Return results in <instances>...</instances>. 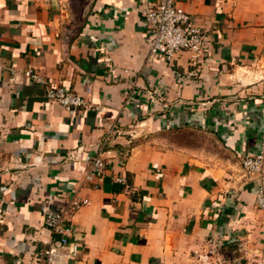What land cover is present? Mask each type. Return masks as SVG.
Returning a JSON list of instances; mask_svg holds the SVG:
<instances>
[{
    "label": "crops",
    "instance_id": "crops-1",
    "mask_svg": "<svg viewBox=\"0 0 264 264\" xmlns=\"http://www.w3.org/2000/svg\"><path fill=\"white\" fill-rule=\"evenodd\" d=\"M177 4L206 36L195 64L146 61L142 0H0V264L34 261L56 238L43 207L75 194L78 252L56 264L264 263V163L240 167L264 141V0ZM111 131L94 189L83 176Z\"/></svg>",
    "mask_w": 264,
    "mask_h": 264
},
{
    "label": "built area",
    "instance_id": "built-area-1",
    "mask_svg": "<svg viewBox=\"0 0 264 264\" xmlns=\"http://www.w3.org/2000/svg\"><path fill=\"white\" fill-rule=\"evenodd\" d=\"M178 0H142L143 21L145 25L144 41L148 47L146 61L151 62L161 57L171 61L177 54L186 52L190 56L192 64L200 60L206 45L204 31L196 25L190 15L178 4ZM35 83L43 84L44 80L30 71L25 73ZM125 104L134 100L132 90L125 93ZM46 98L67 110H76L87 105L86 100L63 87H49ZM111 133H108L100 144L98 151L91 157L88 168L84 173L83 182L96 189L101 182L106 160L104 146L110 141ZM264 163V141L257 154H246L240 167L246 176H259ZM121 180V179H120ZM88 199L80 198L76 194L70 200L66 209L55 212L48 206L43 207L42 216L44 225L56 238L52 239L47 247L35 258L26 264H56L58 256L72 259L78 252L76 243L70 241L74 234L72 225L66 223L65 215L69 211H76L81 206L88 204ZM256 207L264 212V184L259 183L255 193ZM247 264H264L261 261H250Z\"/></svg>",
    "mask_w": 264,
    "mask_h": 264
}]
</instances>
